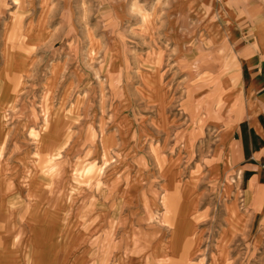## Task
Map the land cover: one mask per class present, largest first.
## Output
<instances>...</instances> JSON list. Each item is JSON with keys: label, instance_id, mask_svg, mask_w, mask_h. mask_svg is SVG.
<instances>
[{"label": "rangeland", "instance_id": "1", "mask_svg": "<svg viewBox=\"0 0 264 264\" xmlns=\"http://www.w3.org/2000/svg\"><path fill=\"white\" fill-rule=\"evenodd\" d=\"M140 4L0 0V264H264V0Z\"/></svg>", "mask_w": 264, "mask_h": 264}, {"label": "crops", "instance_id": "2", "mask_svg": "<svg viewBox=\"0 0 264 264\" xmlns=\"http://www.w3.org/2000/svg\"><path fill=\"white\" fill-rule=\"evenodd\" d=\"M151 1L153 0H146L147 6L140 4L150 14L155 12L151 7L153 3L149 5ZM242 9L244 10V8ZM137 19H139L138 16ZM262 72L259 70L258 75H253L250 72L245 74V86L254 93H258L253 102V109L257 110L254 112L255 116L252 117L250 114L245 121L236 124L228 133V138H232L231 143L236 145L234 168H239L245 174L243 189L255 187L259 191L261 189L264 191V170L260 167L264 163V73L262 74ZM263 191L259 199L260 207L251 218L253 225L257 220H264Z\"/></svg>", "mask_w": 264, "mask_h": 264}, {"label": "bare ground", "instance_id": "3", "mask_svg": "<svg viewBox=\"0 0 264 264\" xmlns=\"http://www.w3.org/2000/svg\"><path fill=\"white\" fill-rule=\"evenodd\" d=\"M39 142V141H38ZM40 142H41V140H40ZM39 142V143H40ZM102 171V170H101ZM97 181V180H96ZM170 197H171V195L170 194H168L167 195V198H166V200H167V205H166V210H167V215L168 216H170L171 214H172V210H171V205H170V203H169V199H170ZM172 203V202H171ZM169 213V214H168ZM171 257H172V259L173 260H168V261H176L175 259H178L179 261H183V260H185V258H184V255L182 254V253H178V254H172L171 255ZM161 261H163V260H161Z\"/></svg>", "mask_w": 264, "mask_h": 264}]
</instances>
